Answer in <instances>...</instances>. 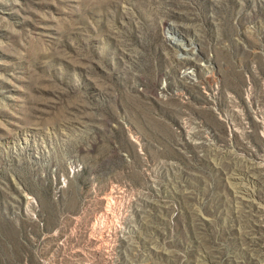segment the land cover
Segmentation results:
<instances>
[{
	"label": "rangeland",
	"instance_id": "obj_1",
	"mask_svg": "<svg viewBox=\"0 0 264 264\" xmlns=\"http://www.w3.org/2000/svg\"><path fill=\"white\" fill-rule=\"evenodd\" d=\"M0 264H264V0H0Z\"/></svg>",
	"mask_w": 264,
	"mask_h": 264
},
{
	"label": "built area",
	"instance_id": "obj_2",
	"mask_svg": "<svg viewBox=\"0 0 264 264\" xmlns=\"http://www.w3.org/2000/svg\"><path fill=\"white\" fill-rule=\"evenodd\" d=\"M80 170H81V167L78 164V161L76 159L69 160V162L67 163V167H66L65 177L59 179V182L57 183V186L55 187V190H54V195L57 196L58 193L66 187L67 177L72 178L73 176L77 175ZM115 189H116V186H114V190ZM114 190L111 189L105 195L104 209H102L99 212V214L96 215L97 217L96 220L97 222H100V224L102 225L101 226L102 229L107 228L111 224V221L113 219L112 206H113V199H114V195H113ZM29 200H28V204L30 205L34 204L33 201H29Z\"/></svg>",
	"mask_w": 264,
	"mask_h": 264
},
{
	"label": "bare ground",
	"instance_id": "obj_3",
	"mask_svg": "<svg viewBox=\"0 0 264 264\" xmlns=\"http://www.w3.org/2000/svg\"><path fill=\"white\" fill-rule=\"evenodd\" d=\"M249 167V166H248ZM251 167V166H250ZM252 168V167H251ZM247 170H248V168H247ZM239 174V184H242L241 183V181L242 182H245L244 184H246V186H248L249 188H245L243 191H245V192H247L246 194H248L250 197H248V198H251L252 200H253V198L254 197H252L253 196V194H254V188H253V183H252V181H251V179H252V177L251 176H249L248 174H247V172L246 173H243V172H239L238 173ZM235 175H237V174H235ZM241 176V177H240ZM243 176V177H242ZM232 178H234V177H232ZM237 178V177H236ZM236 186V185H235ZM243 186V185H242ZM241 186V187H242ZM238 187H240V186H238ZM234 188H236V187H234ZM236 189H238V188H236ZM240 192V191H239ZM244 193V192H243ZM245 194V195H246ZM238 195V194H237ZM244 195V196H245ZM241 197V196H240ZM27 200H29V198L27 199ZM244 201V200H243ZM251 201V200H250ZM128 232V231H127Z\"/></svg>",
	"mask_w": 264,
	"mask_h": 264
}]
</instances>
